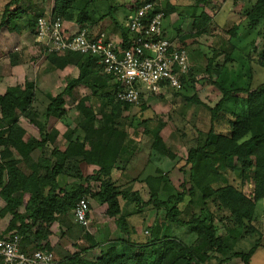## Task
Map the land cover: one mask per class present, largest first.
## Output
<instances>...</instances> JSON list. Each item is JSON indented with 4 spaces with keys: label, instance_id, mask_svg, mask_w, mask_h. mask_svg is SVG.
Segmentation results:
<instances>
[{
    "label": "trees",
    "instance_id": "1",
    "mask_svg": "<svg viewBox=\"0 0 264 264\" xmlns=\"http://www.w3.org/2000/svg\"><path fill=\"white\" fill-rule=\"evenodd\" d=\"M104 1L110 4L107 11L101 13L97 5ZM233 1L235 6L239 3L251 5L244 10L242 22L223 29L205 11L212 0H196L197 6L188 13L192 20L191 30L184 34L179 31L175 37L179 49L187 52L189 60L188 42L196 41L202 35L218 36L215 32L219 29L229 43L228 49L221 48L219 52L214 49L211 57H204L203 73L207 80L201 82L212 88L215 106L204 105L197 95L185 98L194 106L206 108L209 120L206 130L197 131L195 146L188 152V170L175 195L162 198V194L168 192L165 175L169 173L160 167L147 176L142 169L139 177L114 180L118 166L122 165L125 172L132 162L135 145L139 142L134 138L137 128L133 126L132 111L138 107L146 110V92L141 93L140 102L135 105L117 100L119 84L112 74L104 72L97 57L72 52L47 55L45 73L63 72L68 68H76L79 72L77 78L68 79L64 91L56 97L39 79L7 87L0 93V198L5 203L0 217H11L0 238L15 234L21 238L22 249L26 252H53L50 241L53 225L59 217L63 218L64 225L67 222L65 216L70 212L74 217L77 203L90 195L97 204L107 206L106 215L115 219L117 238L105 239L108 243L105 247L104 241L96 239L95 233H85L84 239L73 244L77 252L60 264H231L237 260L251 264L263 240L256 230L255 218L259 203L264 201V0ZM147 2L158 3L155 0H136L133 5L127 4L126 0H52L50 16L76 27L86 26L94 32L99 31L97 33L112 35L119 32L120 48L126 51L132 47L133 35L117 19L116 10L124 8L127 13H133ZM32 9L28 0H10L2 13L0 32L7 28L13 35L22 36L25 32L18 26L12 27V23L25 17L27 27L24 30L34 35L37 19L44 15H38ZM158 9L164 12L165 21L180 13V7L169 1H165L163 7L159 4ZM105 20L110 21L109 32L97 29ZM250 35L247 49L239 48ZM235 40L238 45L232 43ZM21 55H9L11 66L32 60V57L20 59ZM189 63L191 65V61ZM195 75L196 71L191 67L189 74L181 79L182 90L168 88L166 92L178 95L188 87L193 90ZM80 88L90 91L77 104L84 122L79 123L74 132L71 124L65 126V133L61 135L65 141L62 148L58 146L61 131L57 126L50 127L51 120L63 122L68 114L64 109L65 97H72ZM37 94L44 95L49 101L41 119H37L38 113L32 112ZM147 94L153 99L166 93ZM103 110L108 113L105 127L97 126L95 119ZM20 116H25L37 129L38 139H25L26 131L17 126ZM138 125L140 128L146 126L143 134L153 140L148 165L155 164L154 158L157 161L174 160L159 128L153 130L149 119ZM74 136L77 137L75 140ZM37 150L40 154L35 161L33 154ZM81 166L97 170L84 178ZM134 170L131 174L129 168L130 177L140 172ZM69 179L78 181L70 189L67 184L60 183ZM135 182L148 188V201L138 191H133ZM93 183L99 185L96 193L91 189ZM123 204H131L135 209L124 214ZM209 204L215 206L212 212ZM151 206L155 214L163 210L165 216L163 222L162 218L160 221L153 219L149 228L152 239L142 241L139 239L141 231L132 229L127 218L143 214V210ZM218 224L227 232L226 238L220 235ZM167 226L188 228L197 240L188 246L171 236L169 229L166 231ZM76 227L81 232L90 228L77 223ZM164 230L168 234L162 232ZM245 235H258L259 238L248 252L236 251L237 237ZM97 249H103L98 259L86 257Z\"/></svg>",
    "mask_w": 264,
    "mask_h": 264
},
{
    "label": "rangeland",
    "instance_id": "2",
    "mask_svg": "<svg viewBox=\"0 0 264 264\" xmlns=\"http://www.w3.org/2000/svg\"><path fill=\"white\" fill-rule=\"evenodd\" d=\"M10 0H0V21L2 18V13L4 10L5 5ZM33 5V11L36 12L38 15H44V17L50 16V10L52 7V0H28ZM136 0H126V3L134 4ZM159 4L162 5L165 3V1H169L171 4L177 5L180 7V13L174 14L165 21L164 23V29L167 32L168 39H174L176 37V34L180 31L181 33H187L191 30V22L192 20L188 18L189 10L192 9L194 6H197L196 0H155ZM121 3V2H119ZM110 2H100L97 5V8L101 11V13H104L107 11L108 6ZM250 4L246 3H239L237 6L234 5L233 0H212L211 5L207 8H205V11L207 12V15L213 19L218 26H221L223 29L230 27L233 24H238L239 22L243 21L244 18V10L250 8ZM15 9V8H14ZM117 13V19L122 23H124V27L127 26L128 17L131 15V13H127L126 9L124 8H118L116 10ZM212 22L214 23V21ZM68 25V24H67ZM110 25L109 20H105L102 23H100L97 26V29L103 28L104 30L108 29V26ZM18 26L19 29L25 32V36L23 37L22 42H20V46L18 47V44L16 45V48L18 52H14V46L12 44V32H10L7 28L2 29L1 36H0V93H4L6 90V87L8 86H14V85H23L25 81L27 80H38L42 82V86L47 88L53 97H56L60 93H62L67 85L68 79L73 75H76L73 73V69L65 70L63 72L54 71L50 73H45L46 67L48 66V63L45 61L46 56L44 54H41L39 52V46L38 44L32 45L34 40V35H32L28 30H24L27 27V19L23 17L21 20H15L12 23V27ZM69 26V25H68ZM108 31V30H107ZM221 30L217 29L215 32V35L218 36H209V35H202L200 36L196 41H189L188 46L190 50V61H191V67L195 69L196 75H195V84L194 89L192 90L190 87L188 89L183 90L181 93L176 95L172 92H165L166 94H162L161 96L157 98H150V95L145 93L144 101L146 110L143 111L142 108L138 107L135 108L132 111V116H134L133 126L136 129V133H134V138L137 139L138 144H136V151H139L136 153L134 157H136L131 162V168L130 173L133 174L135 172V168H138L140 172L136 173V176H129L128 174L125 176L122 175V177L117 175V179L126 180L139 177L141 174V170L144 169L146 166V161L150 160L148 159L151 151H152V144L153 140L151 136L145 135L144 129H146V126H140L138 123L144 119H149L151 121V128L153 130L160 129V136L162 137L164 144L168 148V150L174 155V160L170 161L168 159H161L160 161H157L156 158H154L155 164L152 165V167H148L147 170H145L146 176L149 174H153L154 170L156 169V165H158L161 169L166 171L165 175V181L168 183V192L165 194H162V198L168 197L169 195H175L177 193V189H179V185L182 183L185 173L187 172L188 168H186V161L188 157L189 150L195 146L194 138L197 135L198 130H206L208 127V120H209V112L204 108L203 106H194L190 102H186V97H192L194 95H197L199 100L207 106L214 107L216 104V98L214 97V92L210 86L204 85L202 83L203 81L207 80V76L203 73L204 69V63H205V56L211 57L213 55V50L216 49L218 52L221 50V48L228 49L229 43L227 41V38L224 39L222 37ZM99 32V31H97ZM96 32V33H97ZM109 32V31H108ZM214 33V32H213ZM119 34V32H117ZM221 36V37H220ZM251 35L249 39L243 40V42L240 44L239 48L246 50L247 49V42L250 41ZM196 43V44H195ZM232 43L238 45V40L233 41ZM28 47V48H27ZM27 48V49H25ZM24 50V51H23ZM33 50V51H32ZM13 51V52H12ZM14 53H21L20 59L28 60L30 57H32V60L27 62L26 67L25 64L19 65V66H11L10 64V54ZM24 54V55H23ZM202 81V82H201ZM143 92H145L144 89H142ZM163 93V92H162ZM90 94L89 90L83 89V90H77L74 92L73 96L68 98L65 97V107L68 111V115L63 119V122H59L55 119L51 120V126H61L60 127V137L58 139V146L63 148L64 145V139L61 137L65 133V126L67 124L71 123V127L73 126V121L75 123H81L84 118L81 116V114L78 112L77 104L83 98L84 96H87ZM161 94V93H160ZM49 104V101L44 95L37 94V99L34 102L32 112L38 113L37 119H41L42 115L44 114L47 106ZM103 109V108H102ZM35 118V117H33ZM108 119V113H106V110H103V113L100 112L96 116V125L105 127V125L108 123L106 120ZM69 122V123H68ZM84 122V121H83ZM18 127L23 128L26 131V140L31 139H38L39 138V132L37 129H35L29 122V120L25 116H20L17 123ZM161 127V128H160ZM185 134L186 136H184ZM1 151V148H0ZM40 154V151L37 150L33 157L36 161L38 155ZM143 160H145V163H143ZM143 164H138V163ZM122 166V165H120ZM123 167V166H122ZM81 173L83 177L90 175L87 172V166H81ZM133 169V170H131ZM141 169V170H140ZM120 171V170H119ZM93 173V172H91ZM139 175V176H138ZM143 177V175H142ZM63 186L66 185L68 189H70L73 186V179H69L67 181H61L60 182ZM80 183H84V181H81ZM140 184H143L140 182ZM99 185H95L94 183L91 184V189L96 193L98 192ZM133 191H138L141 195V197L145 200H149V192L148 188L145 185H136L133 186ZM89 202L91 207V216L92 221L89 228V231H82L81 229L76 227L75 218L73 217V212L68 213L65 216L66 223L62 225V222L60 217L58 218V222L55 223L51 229L52 236L50 237L51 244L54 246L55 253H59V257L61 260H67L71 258L74 253L77 252L75 248H73V244L76 243V241H79L81 238L84 239V234H92L95 233L96 229H99V240H105V232L102 230V225H104L106 221L105 215L106 210L104 208L97 207L94 200L89 195ZM4 202L0 198V211L2 207H4ZM151 207H148L147 209L143 210V214H135L127 218L128 223L130 226H132V229L135 227L139 229L142 233L141 239L142 241H148L152 239L151 231L149 228L153 225V219L159 220L162 218V222L165 216V211L161 210L160 212H157L155 214L154 209ZM209 209L212 210L215 209V206L213 204H209ZM123 209L125 211L124 214H128L132 212L135 208L133 205L128 204L125 206L123 204ZM97 216V218H96ZM97 219V220H96ZM101 222L99 223V221ZM112 221V220H111ZM255 225L256 230L262 234L263 240L261 242V246L259 247V250L257 251L256 255L252 258L251 264H264V201L259 203L256 218H255ZM161 222V223H162ZM113 223V222H110ZM74 226V227H73ZM217 228L219 229L220 235L225 236L227 232L225 229L221 227V225H217ZM68 229V232H67ZM169 229L171 232V236L176 237L186 245L190 246L192 245L196 240L195 234H192L188 228H181V227H174V226H167L166 231ZM113 231H116V227L114 226L112 228ZM163 230V229H162ZM165 230L162 232H165V234H168ZM66 236H64V235ZM163 234V235H165ZM169 234V235H170ZM116 238V237H115ZM114 238V239H115ZM259 238L258 235L250 237L249 235H245L244 237H237L236 242V251L240 252H248L254 245L255 241ZM138 239V240H139ZM103 251V249L101 250ZM101 251L96 250L93 252H90L86 257L90 260L93 258L98 259L101 255ZM65 264V263H63ZM231 264H242L241 261H233Z\"/></svg>",
    "mask_w": 264,
    "mask_h": 264
},
{
    "label": "built area",
    "instance_id": "3",
    "mask_svg": "<svg viewBox=\"0 0 264 264\" xmlns=\"http://www.w3.org/2000/svg\"><path fill=\"white\" fill-rule=\"evenodd\" d=\"M159 3H143L128 17L127 30L133 35L132 47L120 48L119 39L106 32L96 33L86 26L76 27L60 19L39 17L34 37L46 55L78 53L98 58L104 72L112 74L119 91L117 100L138 104L140 95L160 94L168 88L182 90V78L190 72V60L185 50L179 49L178 39H168L164 29L165 14ZM75 222L81 227L91 225V207L87 197L82 198L74 211ZM2 264H58L50 251L26 252L18 235L0 238Z\"/></svg>",
    "mask_w": 264,
    "mask_h": 264
},
{
    "label": "crops",
    "instance_id": "4",
    "mask_svg": "<svg viewBox=\"0 0 264 264\" xmlns=\"http://www.w3.org/2000/svg\"><path fill=\"white\" fill-rule=\"evenodd\" d=\"M171 18H172V16H171ZM192 23V22H191ZM111 27H110V25L108 26V29H110ZM1 32H2V30H1ZM1 32H0V36L2 35L1 34ZM167 33V32H166ZM114 35V37H116V38H118L119 39V36H120V34H117V32H114L113 33ZM33 35V34H32ZM24 37H27V36H25V34L23 35ZM22 39H23V37H21L20 38V36H17V35H13L12 36V38H11V40H12V44H13V46H14V52H18V50H17V48H16V45L18 44V47L20 46V42H22ZM37 43H36V40H35V37H34V40H33V44L32 45H36ZM39 46V45H38ZM28 48V47H27ZM27 48H25V49H27ZM42 49H43V47H41V46H39V52L41 53V54H44V55H46L45 53H43L42 52ZM44 50V49H43ZM12 51V52H13ZM24 51V50H23ZM33 51V50H32ZM24 55V54H23ZM47 57V56H46ZM24 66V65H23ZM24 67H26V64H25V66ZM70 69H73V73L74 74H76V75H73L72 74V76L70 77V78H77L78 77V75H79V72H78V70L76 69V68H68L67 70H70ZM15 86V85H14ZM8 87H10V86H8ZM7 88V87H6ZM77 90H83L82 88H80V89H77ZM77 90H75V91H77ZM74 91V92H75ZM74 94V93H73ZM64 109H66V107L64 108ZM66 111H67V109H66ZM67 113H68V111H67ZM68 115V114H67ZM69 123V122H68ZM69 124H71V123H69ZM78 125H80L79 123H75L74 121H73V126L72 127H70L71 129H73V132L76 130V129H78L79 128V126ZM58 127V129L60 130V127L59 126H57ZM77 137L76 136H74L73 137V140H75ZM64 145H65V141H64ZM64 145H63V148H64ZM139 149H140V147H139ZM139 149H138V151H139ZM138 151H136L134 154H132V160L131 161H133L136 157H134L135 155H136V153L138 152ZM143 163H145V160H143ZM143 163H138V164H143ZM146 166L144 167V171L145 170H147V168L148 167H152V165H153V163L152 164H149L148 165V160L146 161ZM131 165L132 164H130L129 165V167L127 168L128 170H129V168H131ZM143 165H145V164H143ZM156 168H159V166L158 165H156L155 166ZM123 167L122 166H118V168H117V170L114 172V174H116V173H118L119 175L118 176H120L121 177V175H124L125 176V174L127 175L128 174V170L126 169L125 170V172H123ZM136 169H138V168H136ZM94 170H97L95 167H87V172L89 173V174H92L91 172H93ZM120 170V171H119ZM141 170V169H140ZM154 170V169H153ZM143 173H145V172H143ZM117 175L115 176V179L114 180H118L117 178ZM123 181H125V180H123ZM76 182H78V181H76V179H73V184L74 183H76ZM136 185H143V184H140V182H135V184H133L132 185V187L133 186H136ZM95 202V201H94ZM5 204V203H4ZM95 204H96V206L97 207H100V208H104L105 207V210L107 211V206L106 205H99V204H97L96 202H95ZM5 206V205H4ZM2 209H3V207H2ZM105 211V212H106ZM92 213V212H91ZM93 214V213H92ZM96 218H97V216H96ZM105 219H106V221H103V222H105L104 223V225H102V230H104V234H105V238L104 239H114L116 236H115V233H116V231H113L112 230V228L116 225L115 224V219H110L107 215H105ZM10 220H11V217L9 216V215H7V216H5L4 218H1L0 217V235H3L4 233H5V231H6V228L8 227V225H9V223H10ZM91 220H92V216H91ZM97 220V219H96ZM112 220V221H111ZM101 222V220L99 221V223ZM110 222H113V223H110ZM116 227V226H115ZM100 229V228H99ZM99 229H96V231H95V237H96V239H98L99 240V238H100V236H99ZM117 230V229H116ZM67 235V234H66ZM65 235V236H66ZM5 236H7V235H5ZM117 238V237H116ZM115 238V239H116ZM102 239V238H101ZM100 239V240H101ZM99 240V241H100ZM103 241V240H102ZM103 243H105L104 244V246L106 247L107 245L106 244H108L105 240H104V242ZM104 246H103V248H104ZM97 250H99V249H97ZM102 250V249H101ZM101 250H99V251H101ZM96 251V250H95ZM102 252V251H101ZM53 253H54V255H55V257H56V259H57V261H58V264H60L61 263V261H63V260H61V258L59 257V255L58 254H60V252L57 254V253H55V251H53ZM92 260H96V258L94 259H92ZM60 262V263H59ZM1 264V263H0Z\"/></svg>",
    "mask_w": 264,
    "mask_h": 264
}]
</instances>
